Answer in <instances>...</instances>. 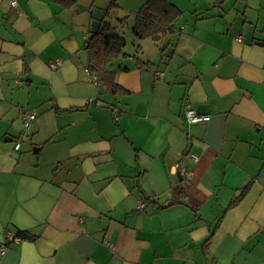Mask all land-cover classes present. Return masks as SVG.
I'll list each match as a JSON object with an SVG mask.
<instances>
[{
	"label": "crops",
	"instance_id": "crops-1",
	"mask_svg": "<svg viewBox=\"0 0 264 264\" xmlns=\"http://www.w3.org/2000/svg\"><path fill=\"white\" fill-rule=\"evenodd\" d=\"M147 1L0 0V264H264V0H169L157 40ZM96 8L125 93L85 71Z\"/></svg>",
	"mask_w": 264,
	"mask_h": 264
},
{
	"label": "trees",
	"instance_id": "trees-1",
	"mask_svg": "<svg viewBox=\"0 0 264 264\" xmlns=\"http://www.w3.org/2000/svg\"><path fill=\"white\" fill-rule=\"evenodd\" d=\"M115 1L116 0H112L114 5H116ZM181 14V10L169 0H148L137 16L134 32L140 38L153 36V38L157 40L158 36L156 34L162 29H171L172 24ZM126 43V39L119 35L116 27L106 21L105 18L101 21L98 33L93 38L87 40L86 49L88 52L89 68L94 72L106 75L108 83L116 93H125L126 90L115 82V79L108 72V67L114 58L121 55ZM249 188L250 184L242 188L239 195L232 202V205L237 204L246 195ZM138 189L139 191L141 190L140 186ZM141 193L143 195V192ZM178 197L179 194L174 193L173 198L170 201L159 205V208L178 204L181 201ZM144 198L150 200V198L146 196ZM151 201L155 202L154 200ZM199 206L200 204L196 206L193 205L191 208L198 213ZM17 235L21 239L33 240L35 238L33 235H29L24 231L19 232Z\"/></svg>",
	"mask_w": 264,
	"mask_h": 264
},
{
	"label": "built area",
	"instance_id": "built-area-1",
	"mask_svg": "<svg viewBox=\"0 0 264 264\" xmlns=\"http://www.w3.org/2000/svg\"><path fill=\"white\" fill-rule=\"evenodd\" d=\"M11 2V6L18 11L19 10V2L18 0H10ZM242 37L238 36L237 40L238 41H242ZM61 61L57 60L56 62H52L51 63V67L53 69L58 68V66L60 65ZM86 73L89 74L90 76V80L94 83V84H98L100 82V76L96 73L93 72L89 67L86 68ZM183 114L185 117V120L190 123V124H198V123H206L209 119L210 116L207 114H200L197 112L196 108L194 107V105L187 101L184 103V108H183ZM38 114L35 111H26L24 113L23 116V131L21 136L22 137H26L28 136L35 120L37 119ZM21 148V141H16L15 143V150H19ZM192 158H195L194 155H191ZM196 160H198V158H195ZM181 173L184 175L186 174V168L182 167L181 168ZM20 241V237L17 235H14L13 233H7L6 235V240L5 242L2 244L1 246V250H5L7 248L8 245H10L11 243L14 242H19Z\"/></svg>",
	"mask_w": 264,
	"mask_h": 264
},
{
	"label": "water",
	"instance_id": "water-1",
	"mask_svg": "<svg viewBox=\"0 0 264 264\" xmlns=\"http://www.w3.org/2000/svg\"><path fill=\"white\" fill-rule=\"evenodd\" d=\"M106 16V15H105ZM103 10L96 8L93 12L90 38H93L99 31L101 21L105 18Z\"/></svg>",
	"mask_w": 264,
	"mask_h": 264
}]
</instances>
